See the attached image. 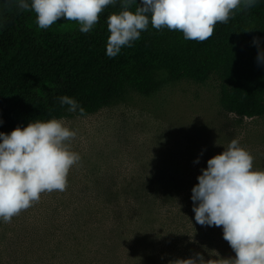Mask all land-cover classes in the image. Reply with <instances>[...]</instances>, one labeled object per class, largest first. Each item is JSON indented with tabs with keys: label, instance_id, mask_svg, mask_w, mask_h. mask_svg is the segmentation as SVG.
I'll use <instances>...</instances> for the list:
<instances>
[{
	"label": "rangeland",
	"instance_id": "obj_1",
	"mask_svg": "<svg viewBox=\"0 0 264 264\" xmlns=\"http://www.w3.org/2000/svg\"><path fill=\"white\" fill-rule=\"evenodd\" d=\"M158 77L162 86L151 95L130 91L96 113L59 118L77 131L70 148L81 161L64 192L43 193L11 223L0 222V264H107L115 261L105 252L112 243L119 257L124 243L150 242L177 258L193 233L200 241L209 232L217 250L229 246L222 226L196 223L191 190L233 139L264 171V117L229 112L214 74L203 82ZM143 200L153 202L150 231L138 222Z\"/></svg>",
	"mask_w": 264,
	"mask_h": 264
},
{
	"label": "trees",
	"instance_id": "obj_2",
	"mask_svg": "<svg viewBox=\"0 0 264 264\" xmlns=\"http://www.w3.org/2000/svg\"><path fill=\"white\" fill-rule=\"evenodd\" d=\"M137 6L133 4L131 10ZM121 10L119 4L108 6L93 29L82 33L78 22L64 18L40 29L34 12L0 0V132L10 133L35 120L87 116L130 91L151 95L162 86L160 72L172 81L197 82L214 74L220 81V103L229 112L264 117V65L257 63L258 48L252 43L259 37L264 48V0L237 11L227 24L218 23L203 42L185 40L178 31H157L149 24L132 47H123L110 58L106 55L107 19ZM64 95L74 98L84 114L68 112L67 105L61 107L57 98ZM152 203L142 201L138 219L149 231L153 228L148 212ZM203 235L200 241L194 233L192 240L186 239L185 250L177 258L159 255L150 242L140 246L124 243V256L119 257L112 243L105 252L115 261L107 264H180L199 257H203L202 264H229L234 258L230 245L217 250L211 244L212 235ZM80 248L81 252L74 247L73 257L83 253L85 248Z\"/></svg>",
	"mask_w": 264,
	"mask_h": 264
},
{
	"label": "clouds",
	"instance_id": "obj_3",
	"mask_svg": "<svg viewBox=\"0 0 264 264\" xmlns=\"http://www.w3.org/2000/svg\"><path fill=\"white\" fill-rule=\"evenodd\" d=\"M261 0H8L23 11L36 14L40 29L60 18L76 21L82 33L90 32L108 6L121 11L109 15L106 55L115 58L123 47H132L147 31L168 29L185 40L209 39L218 23L227 24L237 11L257 6ZM137 4L134 11L131 6ZM250 31V30H249ZM257 63L264 65L261 38L254 37ZM68 112L84 108L67 95L57 98ZM2 123V121H0ZM77 131L63 119L35 120L10 133L0 132V222L29 209L41 194L64 192L70 169L81 161L70 148ZM254 157L236 139L207 160L192 188L195 221L201 226H222L223 238L235 252L229 264H264V171L254 170ZM200 158L194 161L199 163ZM203 257L180 264H202Z\"/></svg>",
	"mask_w": 264,
	"mask_h": 264
}]
</instances>
